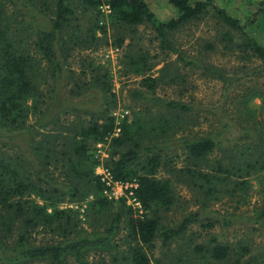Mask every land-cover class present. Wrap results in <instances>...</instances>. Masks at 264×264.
I'll use <instances>...</instances> for the list:
<instances>
[{
    "label": "trees",
    "instance_id": "trees-1",
    "mask_svg": "<svg viewBox=\"0 0 264 264\" xmlns=\"http://www.w3.org/2000/svg\"><path fill=\"white\" fill-rule=\"evenodd\" d=\"M216 1L169 0L178 11V16L169 21L160 20L146 0H80V14L94 12L98 19L108 17L112 23L118 24L119 29H128L133 34L138 26H147L157 35L161 49L176 54L185 65L193 66L197 63L188 59L186 51L175 44L174 33L208 16L209 8H214ZM105 5L111 9L108 15L101 9ZM214 9L213 16L218 23L232 31L244 33L245 37L238 43V50L264 65V45L244 31L239 19L224 9ZM77 13L78 8L69 0H57L55 9L52 10L53 18L42 22L33 16L34 25L28 36L32 43L28 45L21 32L11 24L9 15H6V3L0 0V253L8 262L16 264H68L70 260L89 264L91 253L111 256L117 264L121 252L115 236L121 229H125L129 249L120 256L123 262L151 264L147 251L155 247L158 235L162 245L167 247L173 241L184 237L191 226L205 215L204 210L197 211L186 216L174 227L162 226V217L158 213L169 212L176 204L171 181L158 177L161 169L174 162L171 150L177 148L187 151L195 167H198V163L216 148L226 147V137L236 140L244 138V131L226 121L219 130L204 136L173 138L176 130L184 128L178 127L183 120L182 116L194 111L195 107L189 103L158 97L155 93L150 94V91L157 88L159 81L150 74L154 56L142 49L135 56H126L129 57L128 68L143 77L142 85L132 92V97L150 105L165 107L169 111V117L154 120L147 124L148 127L128 117L119 120L112 113L117 104L109 80V70L93 60L88 62V59H84L83 62H88L91 68V77L87 71L79 76L67 65L75 49L98 46L101 38L97 29L102 34L107 31L106 24L99 26L97 22L92 25L87 37L72 35L70 42L62 41L66 28L77 31V34L82 31ZM261 13L259 19L264 24V9ZM125 36H119L115 44L124 45ZM225 37L229 42H233L235 38L231 32L226 33ZM204 50L213 53L215 46L206 45ZM200 61L207 66L208 71L218 68L209 62L207 55L202 56ZM178 76L180 74L175 78ZM83 82L91 84V87L83 86L87 87L86 91L92 92L91 100H79L83 93L79 95L74 90L77 88L82 92L79 84ZM98 87L102 94L97 90ZM67 109H74L78 115H71ZM148 130L149 140L162 135L168 137V141H151L145 144L144 133ZM11 133L15 135L5 136ZM5 139L18 145L21 154L14 157L5 151L4 148L8 146V143H3ZM99 144L112 148L104 165L109 174L108 178L95 173V168L101 162V153L97 149ZM51 163L59 165L65 171L74 196L79 190L75 187L73 178L84 180L85 185L90 187L89 193L94 195L91 202L98 212L111 206L112 202L104 194L109 195L115 183L134 184L126 190V194L129 196L132 193V199L136 198L140 208L128 206L123 201V209L111 218L103 232L90 234L83 231L71 234L72 231H69L74 227L73 209L55 208L49 212L47 204L41 205L33 198L37 196L40 200H49L51 198L47 194L59 192L54 185H51V191L44 189L40 184L42 179L36 181L34 178L40 174L51 183L52 178L47 175L50 169L48 164ZM260 163L250 162L247 167L250 171L262 172L264 165L258 167ZM186 171L193 178L206 181V195L209 196L220 184L223 185V180L231 178V170H224L221 166L212 175H205L196 169ZM220 174L228 176L221 178ZM108 182L111 184L108 185ZM242 184L247 185L248 182L244 181ZM263 217L264 207L260 214V218ZM237 221L236 216H232L230 219L224 218L223 224L228 227ZM54 226L65 238L54 243L35 245L31 238L32 232L40 227L54 231ZM16 232L19 236L14 240ZM207 252L218 261H223L230 255V249L221 245L214 246Z\"/></svg>",
    "mask_w": 264,
    "mask_h": 264
},
{
    "label": "rangeland",
    "instance_id": "rangeland-1",
    "mask_svg": "<svg viewBox=\"0 0 264 264\" xmlns=\"http://www.w3.org/2000/svg\"><path fill=\"white\" fill-rule=\"evenodd\" d=\"M3 1L6 3V15H9L11 24L21 32L26 44L31 45L32 39L28 36L33 29V16L42 22L53 18L52 10L55 9L57 0ZM69 2L78 8V24L82 31L77 34V31L66 28L62 41L70 42L72 35L87 37L90 28L97 22L99 26L106 24L107 31L102 34L100 29H97L98 36L101 38L98 46L90 49H84V47L75 49L67 65L79 76L87 71L91 77V68L88 65L91 60L109 70V80L117 104L112 113L119 120L128 117L147 126L154 120L159 121L163 117H169V111L165 107L150 105L132 97V92L142 85L143 77L129 69L127 62L129 57L137 55V51L142 49L143 52L154 56V60L151 61L154 65L150 74L152 78L159 81L157 88L150 91V94L155 93L158 97L189 103L195 107L194 111L182 116L183 120L178 127L184 128L176 130L173 138L204 136L219 130L226 121L241 127L244 131V138L236 140L226 137L224 139L226 147L216 148L198 163V167H195L187 151L177 148L171 150L174 162L171 166L161 169L158 177L171 181L176 204L169 212L158 213L162 217V226L174 227L186 216L197 211L204 210L205 215L191 226L184 237L173 241L167 247L162 245L161 237L158 235L155 239V247L147 251L151 264H264V217L260 218L264 207V171H250L247 167L248 163L255 161L261 162L258 167L264 165V65L252 57L249 58L247 53L243 54L238 50L240 39L245 37L243 32L232 31L218 23L213 16L216 7L226 10L241 21L244 31L251 38L264 45V24L259 19L261 10L264 9V0H217L215 7L209 8L208 16L176 31L175 44L186 51L188 59L197 63L193 66L185 65L179 61L176 54L161 49L160 41L151 28L144 25L138 26L135 34L125 28L123 31L108 17L98 19L94 12L80 14V0H69ZM146 2L162 21H169L178 16L177 9L170 4L169 0H146ZM230 32L235 37L233 42H229L225 37V34ZM121 35L127 37H124L125 44L119 46L115 43ZM206 45H214L215 51L206 52L204 50ZM127 55L129 57L126 58ZM205 55L208 56L209 62L218 68L214 67L216 69L211 68L208 71L207 66L200 61ZM84 59H88V62L84 63ZM178 74L180 76L175 78ZM183 80H186V83H183ZM84 85L88 83L79 84L83 89L82 92L77 88L74 90L78 91L79 95L83 93L79 100H91L92 92L86 91L91 84L87 87H83ZM99 89L100 87L97 90L102 94L103 92ZM67 110L73 116L78 115L74 109ZM80 114L89 118L84 113ZM8 135L14 136L15 133L5 136ZM149 139L148 130L144 133L145 144L151 141L160 143L168 141V137L165 138L162 135H158L153 140ZM3 143H8L4 150L14 157L21 154L18 145L9 143L7 139ZM97 149L101 153V162L95 168V173L103 175L106 173L104 165L112 148L109 145L99 144ZM54 164H48L50 169L47 175L52 178L51 183L40 174L35 175L34 178L36 181L42 179L40 184L44 189L51 191V185H54L59 192L47 194L51 198L49 200H40L37 196L33 198H36L41 205L47 204L49 212L55 208L73 209L72 226L74 227L69 231H72L71 234L83 231L90 234L103 232L107 229L111 218L123 209V201L126 205H131L125 190L114 187L109 195L104 194L112 202L111 206L98 212L91 202L94 200V195L89 193L90 187L85 185L84 180L73 178L74 185L76 184L75 187L79 190V193L74 196V193L70 191L72 185L70 181L68 182L65 171ZM220 166L224 170H231V178L223 180V185L220 184L210 196L206 195V181L199 178L197 180L186 171L196 169L205 175H212ZM220 175L221 178L228 176ZM244 181L248 184L243 185ZM205 207L207 208L204 209ZM232 216H236L238 221L225 227L224 218L230 219ZM52 228L54 231L47 227H40L33 231L31 238L35 245L54 243L65 238L56 226ZM18 236L19 233L16 232L14 240L18 239ZM115 242L120 244V256L126 254L129 249V240L125 229H121L116 234ZM217 245L227 246L230 249V255L223 261L216 260L207 252ZM120 256L117 264H125ZM88 262L89 264H115L111 256L98 253H91ZM0 264L16 263L8 262L7 258L0 253ZM68 264L80 263L70 260Z\"/></svg>",
    "mask_w": 264,
    "mask_h": 264
},
{
    "label": "built area",
    "instance_id": "built-area-1",
    "mask_svg": "<svg viewBox=\"0 0 264 264\" xmlns=\"http://www.w3.org/2000/svg\"><path fill=\"white\" fill-rule=\"evenodd\" d=\"M101 9H102V11H103L105 14H107V15L111 13L110 6H108V5L103 6ZM105 171H106V170H105ZM101 176H106V178H108L109 174H108V172L106 171V173H104V174L101 175ZM110 184H111V182H108V185H110ZM133 186H134V184H131V185H129V184L124 185V184H120V183H115L114 186H113V188H114V187H118V188H121L122 190H125V192H126V190H128L130 187H133ZM135 186L137 187V184H135ZM113 188H112V189H113ZM127 197H128V199H129L131 205L140 208V204L137 202L136 198H133V199H132V193H131L129 196H128V194H127Z\"/></svg>",
    "mask_w": 264,
    "mask_h": 264
}]
</instances>
